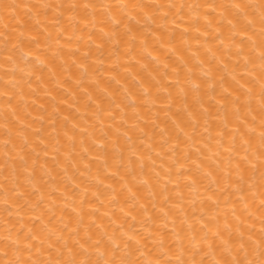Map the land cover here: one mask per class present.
Wrapping results in <instances>:
<instances>
[{"label":"bare ground","instance_id":"6f19581e","mask_svg":"<svg viewBox=\"0 0 264 264\" xmlns=\"http://www.w3.org/2000/svg\"><path fill=\"white\" fill-rule=\"evenodd\" d=\"M262 32L264 0H0V264L255 259Z\"/></svg>","mask_w":264,"mask_h":264},{"label":"snow or ice","instance_id":"6c2138e0","mask_svg":"<svg viewBox=\"0 0 264 264\" xmlns=\"http://www.w3.org/2000/svg\"><path fill=\"white\" fill-rule=\"evenodd\" d=\"M85 7H87V5H85ZM236 7H239L238 5H236ZM262 35H264V32H262ZM260 59L261 61H264V51H262L260 53ZM262 68H264V64H262ZM262 87V99H264V85L261 86ZM261 146L262 148H264V132L261 133ZM261 156H264V152H261L260 153ZM261 207H264V201H261ZM213 236L214 237H218L220 236V233L219 232H216V233H213ZM27 238V237H26ZM32 239H35V237H32ZM208 237L207 235H205L204 237V240L207 241ZM15 243V242H14ZM137 243H139V241H137ZM264 243V242H262ZM81 248H83V245L80 246ZM129 247L128 243L126 242L125 243V249H127ZM31 249H32V245H28L26 250L31 252ZM119 249H115L114 251H118ZM72 249H69V253L70 255L72 254ZM87 250H85L86 252ZM80 253H77V255H79ZM3 255L4 256H7V251H4L3 252ZM103 255V253H102ZM4 264H21V262L19 260H15V261H9V260H6L4 262ZM23 264H28L27 261L23 262ZM33 264H39V262H33ZM57 264H101V260L100 259H97L96 261H92L90 259H83V260H80V261H77L74 257L69 259V260H66V261H57ZM103 264H135V262H133L128 255H125L123 257H121L119 260H116L114 258L112 259H108V260H104L103 261ZM156 264H185V262L183 260L180 259L179 256L176 257L175 260H163V261H157ZM200 264H203V261L200 262ZM217 264H220L219 261H217ZM223 264H264V249H262L260 252H259V255L256 256L255 259H247V257H245L244 260H240V259H233L231 261H228V260H225L223 262Z\"/></svg>","mask_w":264,"mask_h":264},{"label":"clouds","instance_id":"9594fccd","mask_svg":"<svg viewBox=\"0 0 264 264\" xmlns=\"http://www.w3.org/2000/svg\"><path fill=\"white\" fill-rule=\"evenodd\" d=\"M99 259H100V260L103 259V255H102V253L99 254Z\"/></svg>","mask_w":264,"mask_h":264}]
</instances>
